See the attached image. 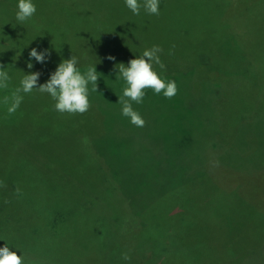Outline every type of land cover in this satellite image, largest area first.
I'll return each mask as SVG.
<instances>
[{
    "label": "rangeland",
    "instance_id": "1",
    "mask_svg": "<svg viewBox=\"0 0 264 264\" xmlns=\"http://www.w3.org/2000/svg\"><path fill=\"white\" fill-rule=\"evenodd\" d=\"M17 1L0 0V58L4 39L1 29L12 25L11 33L14 35L32 24L31 21L14 23L3 15L2 9ZM64 1L62 7L67 13V24L75 30L74 39L78 44L73 43L74 49L80 48L81 52L85 49L90 55L86 62L96 63L92 66H96L100 76L98 92H91L92 85L89 84V98H97L104 104L98 105L102 109L100 111L90 107L84 123L80 125L82 129L77 126L73 131L71 128L70 133L60 137V146L50 151L51 158L46 153L31 156L32 162H28L27 168L16 166L17 153L25 150V142L11 146L8 154L4 152V155L1 153L0 136L1 182L8 177L4 174H10L4 171L6 162L8 168L15 170L12 174L16 179V182L11 179V183L3 184L1 191L5 195L11 191L17 196V189L26 190L19 199L13 198V218L8 220L0 216L3 223L0 248L14 243L24 247L23 238H31V242L36 241L41 248L47 247L46 256L36 257L34 262L23 259V264H264V216L234 215L233 221H240L242 228L230 232L221 230L223 238L219 250L209 248L203 256L210 254L212 257L197 260L192 256V250L176 246L189 235L184 230L175 232L166 227V222L161 219L166 216H161V209L156 205L157 200L168 190H173L180 180L199 170L201 162L206 160L210 166L216 159L234 172L244 174L250 171L246 185L248 196L245 197L264 205V119L257 117V113L256 117L245 122V111L239 108L244 102L224 105L220 100L215 101L213 85L197 87L192 80V76L199 81L212 75L200 70L198 75L191 76L187 74L189 60L182 62L179 59L185 55L179 51V46L202 47L210 52L220 49L219 37L209 29L205 14L202 17L192 14L196 20L191 18L194 23L191 27L188 15L179 9L181 0H159V15L148 14L143 8V0H139V15L127 8L125 0ZM93 1L100 4V9L93 7ZM191 3L199 7V11L211 5L207 0H191ZM106 8L104 14L102 10ZM40 9L50 7L41 5ZM124 18L135 21L136 31L141 37L139 43H124L120 35L121 44L116 43L110 25ZM99 26L105 28L99 30ZM89 29L91 33H88ZM128 36L132 41L131 33ZM155 38L160 39L154 44L163 49L159 53L161 61L164 63L167 58L171 64L166 67L171 72V80L163 79L174 80L178 93L167 99L162 93L157 95L147 90L142 104L132 103L133 109L146 121L144 127H136L122 115L119 96L123 94L125 82L117 79L119 70L116 66L121 63L127 65L131 59L142 56L145 50L152 48L151 42ZM81 39L86 40L85 46ZM109 56L115 60H109ZM77 59L79 68L81 64ZM88 67L79 69L83 73ZM153 67L158 74L163 71L158 65ZM259 98L258 105L263 103ZM258 109L259 112L264 111V108ZM233 126L235 129H230ZM102 127L103 135L92 139ZM253 129L254 132L247 133ZM228 137L235 142L227 140ZM28 149L29 146L26 151ZM77 149L83 154L80 155L83 157L81 162L76 156ZM85 152L90 153L89 159ZM216 152L218 155L213 159L211 155ZM17 175L28 180L30 190L20 185ZM241 176L235 173L227 181L233 187H236L235 183L241 187ZM210 191L209 186L198 185L189 197L192 204L203 203L207 208L201 217L205 218L202 222L205 226L208 218L216 217L213 214L216 201ZM39 192L42 194L40 200ZM183 193L188 196L185 188ZM229 196L220 201L236 200ZM48 201L52 206L47 208ZM45 207L48 210L68 207L70 211H78V215L75 218H44L42 211ZM35 211L41 218L35 217ZM5 224L9 227L4 229ZM155 230L165 246L147 243ZM186 230L192 235L190 228ZM233 235L242 239L238 236L232 239ZM194 236L198 238L199 232ZM227 236L231 237L225 240ZM247 239L260 242V245L243 246ZM9 248L12 251L18 249ZM124 253L131 259H123Z\"/></svg>",
    "mask_w": 264,
    "mask_h": 264
},
{
    "label": "trees",
    "instance_id": "2",
    "mask_svg": "<svg viewBox=\"0 0 264 264\" xmlns=\"http://www.w3.org/2000/svg\"><path fill=\"white\" fill-rule=\"evenodd\" d=\"M207 1L211 5L202 8V11H199V7L193 5L191 0H181L179 9L182 13L188 15L191 27H194L191 18L196 20V16H192V14L197 13L202 17L204 13V20L205 18L208 20L207 24L209 29L215 37H219L220 49L210 52L202 47L179 46V51L185 52V55L180 56L179 59L182 62L189 60L187 74H191V76L192 74L198 75L200 70H205L212 75L211 77H203V80L201 79L199 81H196L192 76V80L193 85L197 87L199 85H213L215 89L212 91V97L215 101L220 100L224 105L228 102H244V104L239 105V108L245 111L243 115L245 122L251 117H256L255 114L257 113H259L257 117L260 116L261 119H264V111L259 112L258 109V107L264 108V0ZM18 2L19 0L15 4H11L9 7L2 9L3 15L8 20H14V23L17 22L16 12L18 11ZM33 3L36 5L37 11L28 20L32 24L23 27L14 35L11 33L12 25L9 27L6 26V29H1L4 39L1 42L0 65H3L4 70L8 72L10 77L8 88H0L1 153L4 154L5 152L8 154L11 146L13 147L18 142H25V150L17 153L16 161V166L21 165L23 168H27L28 162H32L30 159L31 156H36L39 153L49 155L51 150H56L60 146V137H65L66 134L70 133L71 128L73 131L76 130L77 126L80 128V125L84 123L87 112L83 115L61 114L54 109L55 101H53L49 94L40 93L34 89L28 94L21 93L23 101L16 112L10 115L8 113L10 104H4L3 98L5 96L11 97L14 90L20 87V82L26 74L40 72L41 75L37 86L44 84V81L46 83L58 65L65 59H71L72 55L79 58L81 64L79 68L96 65V63L91 61L86 62L87 57L89 58L90 55L87 54L84 48L82 52L80 48L74 49L73 43L78 44L74 39L75 30L67 24V13L62 7L65 3L64 0H33ZM41 5L48 6L53 11H50V9H40ZM93 7L100 9V4L97 1H93ZM107 9H103L102 12L105 14ZM124 19L122 21H114L112 23L113 27L110 25V30L116 43L121 44L118 35L122 36L124 43H139L141 37L136 31L135 21ZM105 26H99V30L105 28ZM88 33H91V29H89ZM130 33L132 35V41L128 40ZM159 39H153L151 46L153 47L155 45L154 43ZM80 42L84 46L87 43L83 39ZM33 48L38 52L47 50L50 53L45 63L42 64L34 58H30L29 54ZM29 63L33 64L31 69L28 68ZM164 65L165 68L159 75L164 79L169 78L171 80V72L166 68L171 64L167 58L164 60ZM259 96V100L263 103L258 105L257 98ZM89 101L91 107L97 108L98 111L102 110L99 106H101L100 103L104 104V102H101L97 98H89ZM88 122L91 124L90 121ZM103 129L104 127H102L100 133L94 134L92 139L100 138L103 135ZM230 129L234 130L235 127L233 126ZM250 131L254 132V129L248 130L247 133ZM227 140H231L232 143L235 142L232 138ZM28 146L29 149L26 151ZM76 153V156L79 157L78 161L81 162L83 160L82 152L77 149ZM89 154L85 152L88 159L90 158ZM80 155H82V159ZM215 155H218V153L216 152L211 155L213 159ZM49 156L51 158V155ZM201 163L202 165L201 167L199 166V170L193 171L192 176L189 178L180 180L173 190H168L157 200L156 205L161 209V216H166V218H161L166 222V227L175 232L184 230L189 235L182 243H177L176 246L183 250H192V256L197 260H202L203 258L206 260L212 257L210 254L203 256L209 248L213 251L219 250L223 238L220 233L221 230L230 232L242 228L240 221H233L234 215L240 214L243 216L245 214L253 218H260L264 216V205L256 203L254 199L245 197L248 196L246 185L248 184L250 171L244 174L234 172V170L229 169L217 159L216 161L213 160L210 166L206 160ZM4 164L7 167L4 168V171L10 174H4V177H8L2 180V184H7V181L11 183V179L15 178L12 174L15 170L8 168V162ZM216 168L217 170H215ZM235 173L242 175L240 178L241 187L238 186V183H235L234 185L236 187H233L227 181ZM17 177L23 188L31 189V185L27 179L18 175ZM13 180L16 182V179ZM202 184L211 188L209 193L214 195L213 199L216 201L213 205V214L216 217L208 218V224L206 226L202 224L205 218L201 217L204 215L202 212L206 211L207 208L203 207V203L192 204L190 201L192 199L189 198L192 189ZM183 188L187 190L188 196L183 193ZM25 192L26 190H19V193L16 191L17 196H15L10 191L8 195H5L1 191L0 186L1 218H8V220L9 218H13V198L14 200L19 199L18 197ZM229 195H232L236 200L226 199L227 203L220 201L221 198L225 199ZM41 198L42 194L39 192L38 199L40 200ZM46 206L48 208L52 205L48 201ZM47 208L45 207L42 211L44 218H75L78 215V211H70L68 207L62 210H48ZM40 216V213L37 211L35 217L41 218ZM1 218L0 237L1 224H3L1 223ZM214 224L219 225L217 232ZM7 227L9 226L5 224L3 228L5 229ZM187 228L191 229L192 235L186 230ZM196 232H199L198 238L194 236ZM215 233L218 234L217 237H215ZM157 235V230L153 231L147 243H153L156 246L163 244L165 246L166 244L161 241V237ZM237 236H227L225 240H228L230 237L236 239ZM238 237L242 239L241 236ZM23 240L25 243L24 247H19L15 243L10 245L12 248H18L14 251L18 255H21L23 259L34 262L36 257L41 258L47 255V247L41 248L36 241L32 240L31 242V238H27L26 240L23 238ZM258 243L260 245V242ZM258 243L253 239H247L243 246H254V244L257 246ZM155 256L159 257L158 254H155Z\"/></svg>",
    "mask_w": 264,
    "mask_h": 264
},
{
    "label": "clouds",
    "instance_id": "3",
    "mask_svg": "<svg viewBox=\"0 0 264 264\" xmlns=\"http://www.w3.org/2000/svg\"><path fill=\"white\" fill-rule=\"evenodd\" d=\"M125 4L135 15L140 14L141 4L139 0H125ZM16 20L23 24L30 20L36 13L37 8L33 0H19ZM144 10L151 15H159V0H143ZM163 49L159 45H154L151 49L143 52L139 58L131 59L127 65L121 63L116 67L119 70L117 79L125 82L122 96H119V103L122 105V115L129 118L130 122L136 127H144L146 121L133 109L132 103L142 104L147 90H152L155 94L161 93L167 99H172L178 93V86L174 80L165 81L154 70L153 65H158L161 69L165 68L159 53ZM30 58H34L39 63H45L50 53L45 50L38 52L33 48ZM109 60L115 57L109 56ZM78 60L72 55L71 59L63 60L57 69L51 74L50 79L38 85L40 72L26 74L20 82V87L16 88L11 97L5 96L3 103L10 106L8 113L11 115L16 112L23 101L21 93H31L34 89L40 93H47L55 101L54 109L61 114L83 115L90 107L89 84L92 85L91 92H98V80L100 76L96 66H89L83 73L77 67ZM33 67L32 63L28 68ZM9 74L0 65V88L7 89ZM11 101V103H10ZM0 186H3L0 182ZM19 193V189H17ZM123 259L130 260L131 257L123 254ZM0 264H23V258L17 252L12 251L7 245L0 248Z\"/></svg>",
    "mask_w": 264,
    "mask_h": 264
}]
</instances>
